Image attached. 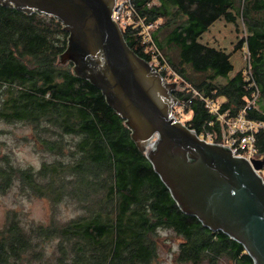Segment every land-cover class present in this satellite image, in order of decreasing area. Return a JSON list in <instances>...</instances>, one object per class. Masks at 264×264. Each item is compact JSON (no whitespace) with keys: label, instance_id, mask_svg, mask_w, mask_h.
I'll use <instances>...</instances> for the list:
<instances>
[{"label":"trees","instance_id":"16d2710c","mask_svg":"<svg viewBox=\"0 0 264 264\" xmlns=\"http://www.w3.org/2000/svg\"><path fill=\"white\" fill-rule=\"evenodd\" d=\"M132 3L137 24L121 29L123 36L149 62L150 42L139 22L151 26V43L188 85L182 124L198 135L212 131L206 99L221 112L245 108L246 117L264 120V0ZM237 17L247 35L234 49L248 50L252 80L242 68L229 78L230 54L198 42L217 19L235 24ZM66 40L53 17L0 5V121L28 125L44 157L37 168L4 159L0 192L16 184L22 195L48 200L54 209L64 203L75 212L46 223L24 222L8 212L0 227V264H156L161 229L179 239L174 255L179 263L253 264L240 243L179 209L101 91L74 76L71 63H57ZM257 147L264 156V131Z\"/></svg>","mask_w":264,"mask_h":264},{"label":"water","instance_id":"95a60500","mask_svg":"<svg viewBox=\"0 0 264 264\" xmlns=\"http://www.w3.org/2000/svg\"><path fill=\"white\" fill-rule=\"evenodd\" d=\"M116 1L0 0V5L57 20L67 33L57 63H71L74 76L101 91L179 209L240 243L253 264H264V182L256 173L264 168V156L249 162L170 117L177 83L166 81L128 46L112 19Z\"/></svg>","mask_w":264,"mask_h":264},{"label":"rangeland","instance_id":"374dc122","mask_svg":"<svg viewBox=\"0 0 264 264\" xmlns=\"http://www.w3.org/2000/svg\"><path fill=\"white\" fill-rule=\"evenodd\" d=\"M246 35L247 32L240 17H237L235 24L226 23L222 18H219L201 35L200 41L206 46H213L217 50L229 52L234 68L241 69L244 65L242 50L234 48L238 42H242ZM181 86L187 87L183 81ZM43 158L41 152L34 147L30 140L28 125L20 122L4 123L0 121V164H3L6 159L15 166L37 168ZM263 172L264 168L261 169V173ZM10 211L21 215L24 222L35 220L44 223L49 221V217H54L62 222L75 214L64 203L54 209L48 200L22 195L16 184H13L5 192H0V227L3 226ZM158 234L156 264H189L179 263L174 259L179 239L171 231L161 229ZM47 255L51 256L52 253H47ZM220 264L234 263L231 260H221Z\"/></svg>","mask_w":264,"mask_h":264},{"label":"built area","instance_id":"2783aa9c","mask_svg":"<svg viewBox=\"0 0 264 264\" xmlns=\"http://www.w3.org/2000/svg\"><path fill=\"white\" fill-rule=\"evenodd\" d=\"M135 7L132 0H117L112 12V19L118 24L120 29L126 28L128 25L137 24L134 20ZM139 25L143 28V35L145 41L150 45L148 49L151 53V60L149 63L152 66L157 67V70L162 74L168 82H176L177 88L174 92L178 98L177 104L173 107L170 117L175 122H181L184 117V112L187 104L190 102L186 99L183 92L186 91L187 87H182V79L178 76L169 64L163 59L159 51H157L154 45L151 43L150 28L151 26H145L143 22H139ZM242 59L244 61L243 71L248 79L252 80L249 53L248 50L243 47ZM161 59L163 62H161ZM180 82V83H179ZM196 95L197 92L193 90ZM180 93L179 95H177ZM257 90L253 93L252 99L249 100L248 104H253L257 97ZM206 106L209 108L210 113L213 115L214 120L207 122L213 129L202 131L200 138L207 142L222 144L230 148L231 152L235 156L243 157L249 162L253 159L262 158L259 154L257 147V136L260 132L264 131V120H254L246 117L245 108H240L235 114H230L227 110L223 112L219 111L216 103L211 100H204ZM216 126V127H215ZM256 173L262 178L264 182V172L261 173V169L256 170Z\"/></svg>","mask_w":264,"mask_h":264},{"label":"crops","instance_id":"0c3cea01","mask_svg":"<svg viewBox=\"0 0 264 264\" xmlns=\"http://www.w3.org/2000/svg\"><path fill=\"white\" fill-rule=\"evenodd\" d=\"M223 19V18H222ZM224 20V19H223ZM215 22V21H214ZM213 22V23H214ZM224 22H226L225 20H224ZM212 23V24H213ZM226 23H228V22H226ZM212 24L208 27V29L212 26ZM232 24V23H231ZM207 29V30H208ZM200 38H201V36L198 38V42H200V43H202L201 41H200ZM209 47H213V46H209ZM217 50V49H216ZM221 51H223V50H221ZM224 52H226L227 53V51H224ZM229 53V52H228ZM235 53V52H234ZM230 54V53H229ZM230 57H231V54H230ZM229 57V61H230V63L232 64V62H231V58ZM232 66H233V64H232ZM237 68V67H236ZM236 68H234V66H233V70L231 71V72H229V78L233 75V73L235 72V71H237V70H239V69H236ZM216 82L217 83H219V84H223V83H225V80L224 79H222V78H218L217 80H216ZM220 101H222V100H220ZM219 101V102H220Z\"/></svg>","mask_w":264,"mask_h":264}]
</instances>
